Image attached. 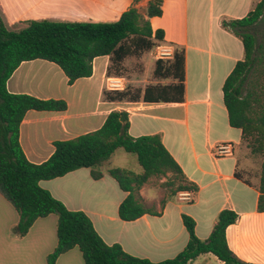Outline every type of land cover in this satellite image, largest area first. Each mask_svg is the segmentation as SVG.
<instances>
[{"label": "crops", "instance_id": "crops-1", "mask_svg": "<svg viewBox=\"0 0 264 264\" xmlns=\"http://www.w3.org/2000/svg\"><path fill=\"white\" fill-rule=\"evenodd\" d=\"M149 1L0 0V16L5 26L39 19L114 21L129 7L146 17ZM259 1L162 0L161 15L149 18L153 30H163L160 45L172 50V55L165 57L168 63L175 48L183 50V99L143 100L146 88L153 96L155 86L177 82L173 75L169 76L170 82H161L165 78L154 74V62V82L143 85L137 99L125 98L128 132L134 137L160 134L163 145L181 167L185 182L195 184L196 190H166L163 194L150 186L154 178L161 177H150L137 192L149 211L124 221L118 216V207L128 192L107 173L114 167L116 151L111 163L101 167L103 175L98 179L92 177L90 168L81 167L39 181L66 208L85 212L105 243H118L131 255L162 261L175 256L187 243L182 214L193 218L195 234L204 240L219 211L229 208L238 213L237 221L225 230L229 248L247 262L264 264V212L256 211L260 167L251 169L255 154L243 146L241 129L230 125L222 93L226 76L244 57L240 37L222 23L245 16ZM128 56L137 60L149 57ZM128 56L122 61L125 65ZM109 65L108 55L95 57L92 75L72 84L67 83V76L56 63L41 58L23 61L13 71L6 82L9 92L63 99L67 103L63 111L30 109L25 113L19 126V143L30 162L45 161L54 151V141L96 130L111 110L119 109L104 87ZM125 92L128 93L126 84ZM221 142L232 145L231 155H214L213 147ZM135 159L125 152L118 161L124 165L119 167L140 173L142 168ZM129 161L134 164L128 165ZM180 191L190 192L192 200H179ZM18 218L15 207L0 192V264H46V256L57 244V216L51 213L37 218L22 237L12 233ZM56 264L85 263L80 250L73 247L60 254ZM192 264L223 262L205 253Z\"/></svg>", "mask_w": 264, "mask_h": 264}, {"label": "trees", "instance_id": "trees-1", "mask_svg": "<svg viewBox=\"0 0 264 264\" xmlns=\"http://www.w3.org/2000/svg\"><path fill=\"white\" fill-rule=\"evenodd\" d=\"M162 0L149 1L144 15L135 7L123 11L114 21L27 20L21 29L9 30L0 16V192L18 212V222L12 233L24 236L33 222L51 213L57 216V244L46 256V264H56L60 254L77 247L85 264H192L201 254L210 253L223 264H256L239 258L228 246L225 230L238 219V213L224 208L219 211L208 238L195 234V221L182 214L188 240L175 256L153 262L125 252L118 243L107 244L95 230L91 219L81 210H70L50 192L39 185L40 180L63 176L87 167L94 179L103 175L101 167L109 164L117 149L135 155L141 166L140 173L122 167H111L107 173L128 194L118 207V216L132 221L149 210L140 201L137 192L150 177L169 174L168 184L179 190H196L193 183L185 182L179 164L163 145L158 133L134 137L129 134L128 113L113 109L96 130L66 140L54 141V151L41 163L30 162L19 143V126L30 110L63 111V99H42L24 93H12L6 88L7 79L23 61L36 58L56 63L67 76V83L89 77L93 59L108 55L111 67L131 54L150 50L163 39V30H153L149 18L160 16ZM264 16V0L245 16L223 21L222 25L239 36L244 57L236 61L223 85V102L231 126L241 129L250 151L262 157L258 185L257 212H264V42H257L253 27ZM128 41V43H126ZM183 50L175 48L170 63L158 58L154 74L177 82L155 86L156 93L144 101H181L183 99ZM112 100L122 101L126 92H116ZM137 99V97H134Z\"/></svg>", "mask_w": 264, "mask_h": 264}, {"label": "rangeland", "instance_id": "rangeland-1", "mask_svg": "<svg viewBox=\"0 0 264 264\" xmlns=\"http://www.w3.org/2000/svg\"><path fill=\"white\" fill-rule=\"evenodd\" d=\"M26 24L27 23L25 22V24L19 23V24H15L13 26H7L6 25V28L9 30L17 31V30L21 29L23 27V25L25 26ZM247 30L254 33L257 42H264V16L257 22L256 25L248 28ZM126 43H128V41H126ZM158 46H162V45H160V42H158L157 46L154 45L153 47H151L150 50H145V51H142L139 53V54H148L149 57H145L144 59H139L140 58L139 57L137 60V59H135V57L128 56V60L126 61V65L124 63L120 62L119 64H117V65L114 64L111 67V71H110L109 76L123 77L124 84H126V88L128 91L126 97L124 96V99L122 101L116 100L118 105L120 106L119 110H125V98L137 97V95H138L137 92L143 87V85H145L147 83L154 82L155 76L152 74L154 62L158 58H162V59L165 58V55L164 56L159 55V54H162L161 48H163V47L159 48ZM131 55H134V54H131ZM165 60L167 61L168 59L165 58ZM161 82H164V83L170 82V78L169 77L165 78ZM105 90L108 93H111L112 96H115V97L117 96V94H116L117 91H110V90H107L106 88H105ZM123 91H125V88ZM243 146H246L249 148V146L247 144V140H245V139L243 140ZM249 150H250V148H249ZM124 154H125L124 150L117 149L115 157L112 160L113 161L112 166L119 167L121 165H124V164H121V162L120 163L118 162L120 159V156L124 155ZM128 154H130V156H133V158L135 159L134 154H132V153H128ZM261 161H262L261 155L255 154V159L253 160L254 164L251 166V169L257 170V168L260 167ZM110 163H111V161H110ZM132 164H134V163H132L131 161L128 162V165L131 166ZM169 179H170L169 176H166L165 180H164L163 176H161V178H154L153 182L150 184V186L155 187L156 189H160V191L163 192V194L166 190H167L166 192L168 193L169 190H171L172 187H175L176 186L175 184L178 183V182H175L174 185L172 186L171 184L167 183L169 181ZM135 231H137V230L135 229ZM136 243H138V241ZM144 245H146V244L144 243Z\"/></svg>", "mask_w": 264, "mask_h": 264}, {"label": "built area", "instance_id": "built-area-1", "mask_svg": "<svg viewBox=\"0 0 264 264\" xmlns=\"http://www.w3.org/2000/svg\"><path fill=\"white\" fill-rule=\"evenodd\" d=\"M158 47L159 48L163 47L161 48L162 54H159V55H162V56L165 55V57L172 55V50L170 48L166 46H158ZM104 86L107 90H110V91L124 90L125 88L124 79L123 77H119V76H107L104 81ZM213 150H214L215 156L221 157V156L231 155L233 149L230 143L221 142V143L216 144L213 147ZM178 199L189 202L192 200V196H191V193L188 191H180L178 192Z\"/></svg>", "mask_w": 264, "mask_h": 264}]
</instances>
